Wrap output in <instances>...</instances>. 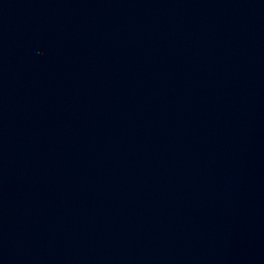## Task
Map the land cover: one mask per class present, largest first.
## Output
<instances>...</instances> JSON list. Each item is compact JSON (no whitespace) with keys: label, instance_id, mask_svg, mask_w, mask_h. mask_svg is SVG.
<instances>
[{"label":"water","instance_id":"water-1","mask_svg":"<svg viewBox=\"0 0 264 264\" xmlns=\"http://www.w3.org/2000/svg\"><path fill=\"white\" fill-rule=\"evenodd\" d=\"M0 264H264V0H0Z\"/></svg>","mask_w":264,"mask_h":264}]
</instances>
